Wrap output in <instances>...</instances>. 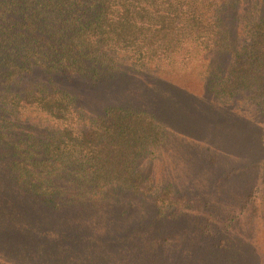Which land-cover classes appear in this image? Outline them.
<instances>
[{
  "label": "trees",
  "instance_id": "1",
  "mask_svg": "<svg viewBox=\"0 0 264 264\" xmlns=\"http://www.w3.org/2000/svg\"><path fill=\"white\" fill-rule=\"evenodd\" d=\"M160 74L264 117V0H0V264H87L105 240L76 221L186 214L139 164L163 139L158 118L111 91Z\"/></svg>",
  "mask_w": 264,
  "mask_h": 264
},
{
  "label": "rangeland",
  "instance_id": "2",
  "mask_svg": "<svg viewBox=\"0 0 264 264\" xmlns=\"http://www.w3.org/2000/svg\"><path fill=\"white\" fill-rule=\"evenodd\" d=\"M111 91L139 93L138 101L158 118L163 139L156 155L139 164L154 190H173L188 209L177 220L141 218L140 229L137 217L76 221L105 240L87 264H264V117L258 110L236 100L219 102L194 75L129 79ZM209 219L211 231L218 230L212 236L199 232ZM38 226L45 233L50 221L43 218ZM32 239L23 238L26 248L35 247L38 239Z\"/></svg>",
  "mask_w": 264,
  "mask_h": 264
}]
</instances>
